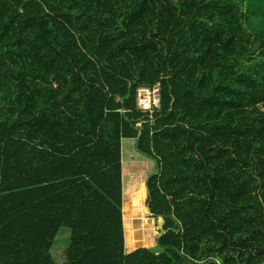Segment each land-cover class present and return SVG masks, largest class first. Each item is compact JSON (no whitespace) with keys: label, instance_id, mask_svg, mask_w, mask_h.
<instances>
[{"label":"trees","instance_id":"obj_1","mask_svg":"<svg viewBox=\"0 0 264 264\" xmlns=\"http://www.w3.org/2000/svg\"><path fill=\"white\" fill-rule=\"evenodd\" d=\"M0 264H264V0H0Z\"/></svg>","mask_w":264,"mask_h":264},{"label":"built area","instance_id":"obj_2","mask_svg":"<svg viewBox=\"0 0 264 264\" xmlns=\"http://www.w3.org/2000/svg\"><path fill=\"white\" fill-rule=\"evenodd\" d=\"M136 106L142 111H151L160 107L159 84L152 87L140 86L136 89Z\"/></svg>","mask_w":264,"mask_h":264},{"label":"rangeland","instance_id":"obj_3","mask_svg":"<svg viewBox=\"0 0 264 264\" xmlns=\"http://www.w3.org/2000/svg\"><path fill=\"white\" fill-rule=\"evenodd\" d=\"M137 220H143V221H146L148 223H150V221H152L153 225H154V244H155V240L158 236V233H159V225H158V222L159 220L158 219H155V218H152V217H144L142 219H137ZM130 221V220H129ZM70 243V231L67 230V229H62L59 233H58V236H57V239H56V242H55V247L57 248H64V247H67ZM152 245V246H149L151 248V250L153 251H156L159 253V250L157 249L156 245ZM134 247H130L129 250L133 249Z\"/></svg>","mask_w":264,"mask_h":264},{"label":"water","instance_id":"obj_4","mask_svg":"<svg viewBox=\"0 0 264 264\" xmlns=\"http://www.w3.org/2000/svg\"><path fill=\"white\" fill-rule=\"evenodd\" d=\"M158 225H159V230H162L163 231L164 223H163V220L162 219L159 220Z\"/></svg>","mask_w":264,"mask_h":264},{"label":"clouds","instance_id":"obj_5","mask_svg":"<svg viewBox=\"0 0 264 264\" xmlns=\"http://www.w3.org/2000/svg\"><path fill=\"white\" fill-rule=\"evenodd\" d=\"M155 84H156V83H155ZM140 86L152 87L153 85H152V86H147V85H139L138 87H140ZM138 87H137V88H138ZM137 88H136V89H137ZM136 89H135V98H136Z\"/></svg>","mask_w":264,"mask_h":264}]
</instances>
